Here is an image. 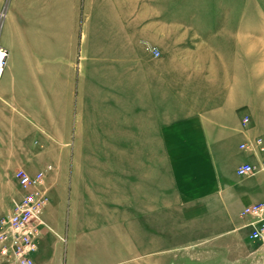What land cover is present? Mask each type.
<instances>
[{
	"label": "crops",
	"instance_id": "crops-1",
	"mask_svg": "<svg viewBox=\"0 0 264 264\" xmlns=\"http://www.w3.org/2000/svg\"><path fill=\"white\" fill-rule=\"evenodd\" d=\"M139 8L135 0H9L0 26L1 168L50 166L55 183L61 170L79 224L142 251L126 264H161L181 247L176 221L264 202V151L240 147L258 138L264 147L262 64L248 98L245 52L224 45L225 33L184 43L180 21L135 17ZM244 163L256 167L252 177L236 175Z\"/></svg>",
	"mask_w": 264,
	"mask_h": 264
},
{
	"label": "rangeland",
	"instance_id": "rangeland-1",
	"mask_svg": "<svg viewBox=\"0 0 264 264\" xmlns=\"http://www.w3.org/2000/svg\"><path fill=\"white\" fill-rule=\"evenodd\" d=\"M136 1L143 2L144 9H135V17L175 20L176 23L180 21L184 43L197 41L199 36L205 40L212 37V34L225 33L221 40L224 45L232 49L239 46L245 52L247 97L253 98L257 81L254 65L258 62L262 64L264 89V0ZM8 2L9 0H0V26ZM22 130L26 131L27 128L23 127ZM3 165L0 152V220L8 213L11 199L17 191L13 179L15 171L2 170ZM58 172L56 183L54 171L45 179L48 199L43 214L45 225L41 229L34 261L42 264H84L83 261L126 264L132 256L142 255L141 250L129 252L119 241L117 234L108 231L90 233L79 224L74 210L76 208L69 203L68 191L70 192L71 185L67 184L65 178L63 180V172ZM241 209L240 203L234 201L227 207L223 215L225 217L199 218L194 223L192 221V224L184 218L180 223L176 221L175 225H181V247L167 249L160 263L264 264V247L253 246L246 239L248 230L243 226L245 221L239 218ZM169 224L170 220L167 219V226ZM124 238L123 236V240ZM158 255L151 254V258ZM48 258L52 260L47 261Z\"/></svg>",
	"mask_w": 264,
	"mask_h": 264
},
{
	"label": "built area",
	"instance_id": "built-area-1",
	"mask_svg": "<svg viewBox=\"0 0 264 264\" xmlns=\"http://www.w3.org/2000/svg\"><path fill=\"white\" fill-rule=\"evenodd\" d=\"M6 57V51L0 48ZM153 57L159 56L154 46L145 45ZM248 119L243 120L246 124ZM258 147L264 151L260 138L249 145H241L242 149L253 150ZM48 166L43 171L30 174L24 170H16L13 178L17 186L16 194L11 199L8 213L0 220V262L4 264H33V256L37 252L40 233L45 225L43 214L48 202L45 191V178L51 171ZM256 167L244 163L236 168L238 177H249L255 174ZM239 218L244 220V228L248 230V243L264 247V202L249 204L241 209Z\"/></svg>",
	"mask_w": 264,
	"mask_h": 264
},
{
	"label": "bare ground",
	"instance_id": "bare-ground-1",
	"mask_svg": "<svg viewBox=\"0 0 264 264\" xmlns=\"http://www.w3.org/2000/svg\"><path fill=\"white\" fill-rule=\"evenodd\" d=\"M4 59H5V56H4L3 52H2V50L0 49V74L2 72V67H3Z\"/></svg>",
	"mask_w": 264,
	"mask_h": 264
}]
</instances>
